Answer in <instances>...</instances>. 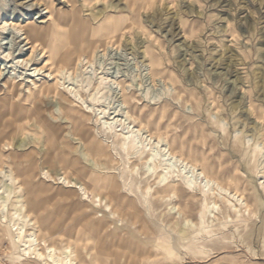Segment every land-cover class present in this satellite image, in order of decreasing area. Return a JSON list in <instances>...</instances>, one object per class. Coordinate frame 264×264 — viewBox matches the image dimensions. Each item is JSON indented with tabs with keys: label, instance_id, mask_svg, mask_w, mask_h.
<instances>
[{
	"label": "rangeland",
	"instance_id": "1",
	"mask_svg": "<svg viewBox=\"0 0 264 264\" xmlns=\"http://www.w3.org/2000/svg\"><path fill=\"white\" fill-rule=\"evenodd\" d=\"M36 1L0 0L1 106L8 99L6 84L15 88L11 102L19 105L44 82L45 75L35 72L43 66L42 52L36 51L34 66L22 64L31 50L17 30L29 22L47 27L42 23L47 11ZM45 1L70 21L90 20L94 26L101 20L124 21L93 66L85 62L81 76L61 81L69 94L95 73L108 79L95 102L88 98L79 105L88 114L85 132L95 145L111 147L116 174L109 179L99 173L109 179L104 187L85 177L89 163L71 129L56 120L58 106L52 101L48 132L35 129L34 118L25 127L12 123L4 130L7 138L0 137V192L10 198L9 215L17 211L21 219L15 218L13 227L1 222L0 211V264H43L35 252L20 251L24 243L16 230L25 216L31 222L27 233L36 231L45 241L38 248L42 254L50 247L64 258L69 247L74 264H128L124 254L132 256V264H264V0H63L71 7L62 0ZM118 83L128 87L127 106ZM122 119L161 140L162 148L239 201L218 193L193 199L189 191L158 198L153 179L149 196L147 184L140 183L148 166L136 167L106 132V122H113L114 132L121 134L116 121ZM53 134L58 142L51 143ZM59 142L65 152L54 161ZM18 170L31 173L22 177ZM10 171L17 182L10 180ZM26 178H31L29 192L22 186ZM77 182L87 191L69 188L81 186ZM91 191L103 201L94 202ZM185 201L192 204L187 216L178 209ZM113 211L138 214L146 223L145 235L137 239L136 230L114 218ZM99 240L109 250H97ZM127 242L139 243V250L129 252Z\"/></svg>",
	"mask_w": 264,
	"mask_h": 264
},
{
	"label": "bare ground",
	"instance_id": "2",
	"mask_svg": "<svg viewBox=\"0 0 264 264\" xmlns=\"http://www.w3.org/2000/svg\"><path fill=\"white\" fill-rule=\"evenodd\" d=\"M61 3L66 2L62 0ZM40 4L43 8L45 7V10L47 11L46 14L48 15V19L46 18L47 21L42 22L46 23L47 27H38L34 22H29L21 27L22 29L17 30L23 33L22 37L31 50V56L27 60H23L22 64L26 63V65H28L33 63L34 66V55L36 51L39 50L42 52V54H40L43 57V66L40 69L35 67V72H38V75H41V73L42 75H45L44 82L34 90H30L29 95H27L19 105L11 102L12 97L15 96V88L6 84L8 99L4 101L2 106L0 105V137L1 139L7 138L4 130L10 129L12 123L22 122L19 127H25L33 118L36 122L34 125L35 129L37 128L48 132L52 129L51 123L48 119V115L51 116L49 104L52 101V103L58 106L56 120L61 122L64 121L65 125L71 129V133L74 134L72 137L79 145L77 149L89 163L91 172L88 175H85V177L94 185L104 187L109 179L115 178L114 174H116L110 149L111 147H105L101 143H96L97 145H95V139L85 132L83 128L85 122L84 118H86L88 114L82 111L79 104L81 102H87L88 98L95 102L96 96L101 93V90L108 82V79L104 76H100V73H95L93 77L87 79L85 86L71 89L69 91L70 95L62 89V86L64 85H61V81L70 79L72 76H81L79 73L85 69V62L89 67L93 66L96 54L99 51L102 52V50L114 41L117 37L119 27L121 24L123 25L124 21L120 23V21L115 20V23L113 24L111 22L113 25H110L109 23H105V20H101L97 22L98 25L96 26L92 25L90 20L78 23L73 21V19L70 21L68 18L62 17L57 10L53 9L55 5L52 7L47 1L37 0L36 5L39 6ZM66 5L71 7L67 3ZM94 20H97V18H93V21ZM6 26L7 25H5L2 30H6ZM78 27L79 30L77 29ZM28 77L31 78V75ZM119 86L121 87L123 102L127 106L126 93L128 87L118 83V87ZM103 112L105 113V110H103ZM7 118H11V121H7ZM112 121H114V119H112ZM116 123L118 124V127L123 128L120 131L121 134L114 132L111 126L114 124L113 122H106V125L109 126L107 127L106 132L107 134L112 135L113 141H118L120 150L129 157V160H133L136 167L141 163L148 166L140 183L147 184V194H149V196H151L153 188L150 181L153 179L157 185L153 196L158 198H168L171 195L178 197L180 191L183 194L188 193L189 191V193H193V195H191L193 199L198 198L201 194L210 196L218 193L219 195H228L239 201L236 195H232L228 190L222 188L215 181L209 180L206 173L177 157L170 149L162 148L163 145H161V140L158 141L155 138L153 139L149 135H146V132L142 129H136L135 127H132L130 123L126 124L123 122V119L117 120ZM53 135L51 143L55 140L58 142L57 136ZM59 143L57 149L54 151V161L61 153L65 152L64 147L61 146L62 143ZM121 151L120 154L122 153ZM17 158L18 159L13 161V164L15 165L19 163V155ZM1 165L2 161H0V175H3L4 169L1 168ZM182 169L186 171L188 170V173L184 174ZM18 172L22 177H26L31 173L29 171L20 172L19 170ZM99 173H106L110 175V178L108 179L105 176H101ZM26 179L22 182V186L29 192L32 188L31 178ZM203 179L204 182L201 181ZM10 180L12 182L18 181L11 171ZM77 184H80L81 186L75 184L69 186V188L79 189L84 192L87 191L83 184L80 182H77ZM91 192L95 198L94 202L103 201L100 194L93 191ZM9 200V196L3 195V193L0 192V211L2 212L1 222L13 224V227H15L17 225V223H15V218H20V215L17 211L14 214L9 215L7 212ZM16 202L19 203L20 201L18 200ZM181 204L182 208L178 207L179 212L184 216H187L188 211L192 209V204L189 203V201H185ZM13 206L15 209L18 207L17 204H14ZM115 206L116 208H123L119 204H116ZM105 208L112 210L111 205L105 204ZM207 211L209 212V208ZM112 215L114 218H119V220L125 222L129 228L135 229L137 239L145 235L144 231H147V226L144 219L138 214L124 215L123 212H121L120 216L113 211ZM28 217L29 216H25V218H23L22 227H19L16 230L18 241L21 240V242L24 243V249L20 251L23 252L24 255H30L31 252H35V259H38V261L43 264H74V255L69 247L64 249V258H59L56 255V250L50 247H47V255L42 254L40 250H38L41 245H45V243H43L45 241L42 240L40 242L38 240L36 231L27 233L26 228L31 226ZM13 243L16 244V241L13 240ZM139 246V243L127 242L126 250L134 253V250H139ZM109 247L110 245H108L105 240H99L96 242V249L99 251L106 252L109 250ZM123 256L122 261L127 260L128 264H132L129 262V260L132 259V256H129L128 258L125 257V254Z\"/></svg>",
	"mask_w": 264,
	"mask_h": 264
}]
</instances>
